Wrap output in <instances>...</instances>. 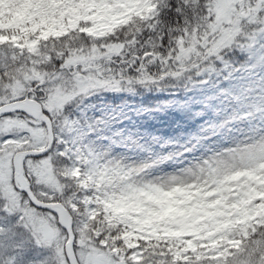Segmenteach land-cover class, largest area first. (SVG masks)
<instances>
[{
  "label": "rangeland",
  "instance_id": "obj_1",
  "mask_svg": "<svg viewBox=\"0 0 264 264\" xmlns=\"http://www.w3.org/2000/svg\"><path fill=\"white\" fill-rule=\"evenodd\" d=\"M18 2L0 0V106L35 93L50 120L53 149L27 158L24 174L39 199L74 217L80 264H148L141 242L264 216V0H204L211 23L201 19V33L174 41L164 54L173 69L166 65L161 78L90 67L134 52L126 41L89 55L52 49L81 36L101 44L132 21L143 27L159 17L160 0ZM233 50L247 65L226 56ZM91 120L109 123L108 135H96ZM48 138L43 121L0 119V264H68L57 217L14 186V155L43 150ZM125 171L118 196L102 189Z\"/></svg>",
  "mask_w": 264,
  "mask_h": 264
},
{
  "label": "trees",
  "instance_id": "obj_2",
  "mask_svg": "<svg viewBox=\"0 0 264 264\" xmlns=\"http://www.w3.org/2000/svg\"><path fill=\"white\" fill-rule=\"evenodd\" d=\"M4 1L6 0H2ZM18 1V5L25 2V0ZM159 9L160 15L154 21L144 23L143 27L142 23L132 21L101 44L93 43L89 38L81 36L74 37L73 41L69 39V44L64 39L55 42L52 49L53 51L56 48L59 50L55 52V56L57 54L64 56L74 50L82 55H89L94 54L95 51H103L107 44L111 45L119 40L126 41L129 48L133 47L134 52H125L124 56L119 58H101L99 63L90 67L100 65L106 69H120L126 74L125 76L129 77L137 76L136 71H140V74L144 73L142 71H149V77L161 78L167 67L173 69V61H166L164 54L173 48L174 41L194 32L201 33L205 23L201 24V19H204L206 23H211L213 16L206 15L210 8L205 6L204 0L196 3L193 0H160ZM194 11L201 13V17H198L199 15L195 17ZM263 14L264 9L261 10L258 21ZM254 27L253 25L250 29ZM139 29L141 30L138 32ZM233 51L234 54L230 52L226 56L230 57L231 61L237 59L236 65H245L246 56L239 50ZM200 53V55L205 54V52ZM55 61L56 58L53 59V62ZM163 64H165L164 69ZM150 65H153V69H150ZM167 80L166 83H169V79ZM152 83L158 84V82ZM163 99H157L153 107H161ZM90 123L97 134L106 135V129L102 132L98 121L91 120ZM121 181L122 176L112 177L105 181L102 189L109 191L115 189L117 192ZM140 245L139 253L145 255L144 258L146 257L148 264H264V216L256 220H244L235 227L222 232L214 229L197 238H157L141 242Z\"/></svg>",
  "mask_w": 264,
  "mask_h": 264
},
{
  "label": "water",
  "instance_id": "obj_3",
  "mask_svg": "<svg viewBox=\"0 0 264 264\" xmlns=\"http://www.w3.org/2000/svg\"><path fill=\"white\" fill-rule=\"evenodd\" d=\"M24 113L31 118L40 121L43 120L49 130V146L45 150H28L18 152L13 157V168L15 173V185L18 190L26 192L30 202L38 209L49 211L58 218L59 225L68 232L69 240L65 246V254L69 264H79L74 250L75 235L73 234L74 219L70 212L61 203L45 202L38 199L31 191L30 184L26 181L24 175V162L28 157H39L47 153L53 144V133L49 119L44 115L40 104L27 97L25 100L10 102L0 106V118L12 113ZM46 237L52 235L49 225L43 227ZM117 264H127L119 261Z\"/></svg>",
  "mask_w": 264,
  "mask_h": 264
},
{
  "label": "snow or ice",
  "instance_id": "obj_4",
  "mask_svg": "<svg viewBox=\"0 0 264 264\" xmlns=\"http://www.w3.org/2000/svg\"><path fill=\"white\" fill-rule=\"evenodd\" d=\"M205 99H206V101H208V102H212V101L215 100V97H214V96H208V97H206ZM206 106H207V104L205 105V107H206ZM181 107H183V105H182ZM114 135L117 136V137H119V136L122 135V133H121L119 130L114 129Z\"/></svg>",
  "mask_w": 264,
  "mask_h": 264
}]
</instances>
